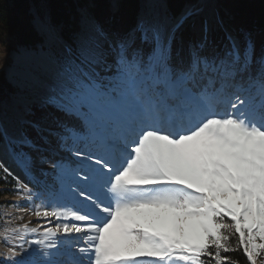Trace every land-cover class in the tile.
I'll use <instances>...</instances> for the list:
<instances>
[{
    "label": "snow or ice",
    "instance_id": "6c2138e0",
    "mask_svg": "<svg viewBox=\"0 0 264 264\" xmlns=\"http://www.w3.org/2000/svg\"><path fill=\"white\" fill-rule=\"evenodd\" d=\"M91 7L33 14L0 101V207L43 221L4 214L3 264H264V48L207 0Z\"/></svg>",
    "mask_w": 264,
    "mask_h": 264
},
{
    "label": "trees",
    "instance_id": "16d2710c",
    "mask_svg": "<svg viewBox=\"0 0 264 264\" xmlns=\"http://www.w3.org/2000/svg\"><path fill=\"white\" fill-rule=\"evenodd\" d=\"M37 0H0V44L9 51L19 47L30 48L35 45L38 37L33 31L29 4ZM48 13L54 23H68L78 13L77 9L88 0H44ZM91 11L102 22L114 18L115 24L132 23L141 6V0H117L115 9L110 8L109 0H89ZM188 0H169V5L175 11L183 8ZM225 10L224 18L228 20L226 27L241 30L251 34L257 52L264 48V0H220ZM113 8V7H112ZM12 93V89L0 72V97ZM0 198L6 195L7 186L0 182ZM230 256L239 262L247 264L242 252L230 253Z\"/></svg>",
    "mask_w": 264,
    "mask_h": 264
},
{
    "label": "rangeland",
    "instance_id": "374dc122",
    "mask_svg": "<svg viewBox=\"0 0 264 264\" xmlns=\"http://www.w3.org/2000/svg\"><path fill=\"white\" fill-rule=\"evenodd\" d=\"M73 1L77 2L78 0H73ZM88 3L90 4L89 0H88ZM109 3H110L111 9H114V8H112L113 5L117 6V0H109ZM207 10L209 12L218 13L221 16V18L224 20L225 26H226V22H228V20L226 18H224L225 10L221 7L220 0H207ZM77 11H78V9H77ZM29 13L31 15V21H32V16L34 13H41V14H48L49 15L46 2L44 0H37L36 2L31 1L29 4ZM19 48H16L15 50L9 51V49H7V47L5 45L0 44V72L3 74V76L5 77V81H7L9 83V85L12 89V93H9L4 97L3 96L0 97V101H5V100L10 101L12 94L16 91V89L13 87V84L10 82L11 79L8 78L7 71L9 69H13V68H16L17 70L19 69L20 65L18 63L16 64L12 58V53L18 52ZM0 174H2V173H0ZM21 179L23 180L24 177ZM0 182H2V181H0ZM12 183L14 184L15 182L12 181ZM2 189H5V188H2L0 186V190H2ZM6 189L10 193L11 192V184L7 185ZM17 203L23 205L25 202L23 200H20L18 197L11 195V194H6L0 198V206L17 204ZM5 213H7L8 216H10V217L23 216V220H20V219L12 220V222L7 225L8 227H15L17 225H20L23 223H28V222H30V225L32 227H36L38 225V223H43V221H38L35 216L30 215L27 211L20 212V211H17L16 209L11 208V207H7V208L6 207H0V264H3L4 256L7 253V248L5 247V245L3 243V239H2V237H3V231L2 230L5 227V216H4Z\"/></svg>",
    "mask_w": 264,
    "mask_h": 264
},
{
    "label": "bare ground",
    "instance_id": "6f19581e",
    "mask_svg": "<svg viewBox=\"0 0 264 264\" xmlns=\"http://www.w3.org/2000/svg\"><path fill=\"white\" fill-rule=\"evenodd\" d=\"M25 49H28V48L20 47L18 52H13V53H12V58H13V60L15 61L16 64H17V63H18L19 65L22 64V62H23V57H24V54H25V53H24V50H25ZM17 72H18V70H17L16 68L9 69V70L7 71L8 78L12 80L13 78H15V77L17 76ZM13 171L16 172L18 175H20L21 178H23V175L20 174V173L18 172V170L15 169L14 167H13Z\"/></svg>",
    "mask_w": 264,
    "mask_h": 264
}]
</instances>
